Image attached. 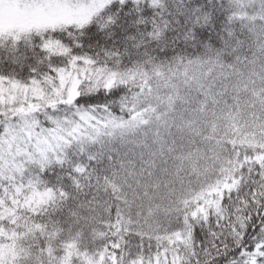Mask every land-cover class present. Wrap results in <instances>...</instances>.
Masks as SVG:
<instances>
[{"label":"snow or ice","instance_id":"obj_1","mask_svg":"<svg viewBox=\"0 0 264 264\" xmlns=\"http://www.w3.org/2000/svg\"><path fill=\"white\" fill-rule=\"evenodd\" d=\"M0 264H264V0H0Z\"/></svg>","mask_w":264,"mask_h":264}]
</instances>
